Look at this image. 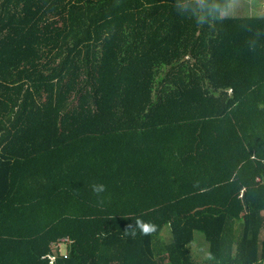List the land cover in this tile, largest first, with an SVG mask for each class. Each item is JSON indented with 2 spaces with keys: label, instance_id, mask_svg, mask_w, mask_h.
Returning <instances> with one entry per match:
<instances>
[{
  "label": "trees",
  "instance_id": "1",
  "mask_svg": "<svg viewBox=\"0 0 264 264\" xmlns=\"http://www.w3.org/2000/svg\"><path fill=\"white\" fill-rule=\"evenodd\" d=\"M190 5L0 0V264H264V16Z\"/></svg>",
  "mask_w": 264,
  "mask_h": 264
},
{
  "label": "crops",
  "instance_id": "2",
  "mask_svg": "<svg viewBox=\"0 0 264 264\" xmlns=\"http://www.w3.org/2000/svg\"><path fill=\"white\" fill-rule=\"evenodd\" d=\"M251 1L254 0H231L229 7L232 6L231 10H228L223 12L221 16H226L227 14L231 15H239L241 17L243 16H264V10L262 9L264 5V0H258L259 2L254 1V3ZM252 7L251 12H248V7ZM259 6V8H255ZM201 244L199 243V240L197 241L196 237L194 242L191 244V254L194 257L195 260H201L204 259V257H207L208 250H209V244L205 243V239L202 240ZM206 246V247H204ZM201 249L202 254H200L198 251Z\"/></svg>",
  "mask_w": 264,
  "mask_h": 264
},
{
  "label": "clouds",
  "instance_id": "3",
  "mask_svg": "<svg viewBox=\"0 0 264 264\" xmlns=\"http://www.w3.org/2000/svg\"><path fill=\"white\" fill-rule=\"evenodd\" d=\"M230 0H224V3H219L218 0H191V7L195 13L192 18L194 22L203 27L204 25L212 26L216 22L226 19L228 17H222L220 11L222 8H226ZM254 51V49H252ZM93 190L97 193L104 190L103 185L94 186ZM147 234V233H146Z\"/></svg>",
  "mask_w": 264,
  "mask_h": 264
},
{
  "label": "built area",
  "instance_id": "4",
  "mask_svg": "<svg viewBox=\"0 0 264 264\" xmlns=\"http://www.w3.org/2000/svg\"><path fill=\"white\" fill-rule=\"evenodd\" d=\"M72 241L69 238H62L53 244V255H51L50 264H54L59 256H67V247Z\"/></svg>",
  "mask_w": 264,
  "mask_h": 264
},
{
  "label": "rangeland",
  "instance_id": "5",
  "mask_svg": "<svg viewBox=\"0 0 264 264\" xmlns=\"http://www.w3.org/2000/svg\"><path fill=\"white\" fill-rule=\"evenodd\" d=\"M231 1V0H230ZM255 1V0H254ZM254 1H251V3L253 2L254 3ZM212 2V0H209V3H211ZM218 2L219 3H224V0H218ZM256 2H259L258 0H256ZM229 4H230V2H229ZM229 4H228V6L226 7V8H222L221 9V11H220V15L223 13V12H225V11H227V9L228 10H231L232 9V6H230L229 7ZM255 8H259V6H257V7H255ZM251 9H252V7H248V12H250V13H252L251 12ZM262 9L264 10V5H263V7H262ZM164 236H165V238L166 239H169V234H168V232L166 231V232H164ZM196 239H197V241L199 240V243L201 244V242H203L202 240L203 239H205V237L201 234V233H196ZM204 243V242H203ZM205 243H208L206 240H205ZM204 247H206V246H204ZM200 254H202V251H201V249H199V251H198ZM202 260V259H201Z\"/></svg>",
  "mask_w": 264,
  "mask_h": 264
}]
</instances>
